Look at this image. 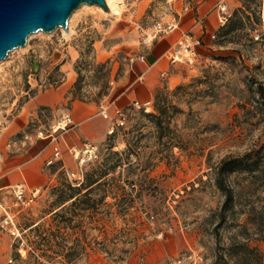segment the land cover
I'll use <instances>...</instances> for the list:
<instances>
[{
    "label": "rangeland",
    "instance_id": "rangeland-1",
    "mask_svg": "<svg viewBox=\"0 0 264 264\" xmlns=\"http://www.w3.org/2000/svg\"><path fill=\"white\" fill-rule=\"evenodd\" d=\"M194 1L84 2L69 29L33 31L0 60V132L25 117L12 137L54 140L53 151L65 128L39 129L88 118L67 164L46 161L44 186L25 184L23 199L19 183L0 187V264H264L261 0L227 9L195 55L173 59L192 39L179 36L148 109L116 100ZM86 141L98 155L81 165Z\"/></svg>",
    "mask_w": 264,
    "mask_h": 264
},
{
    "label": "crops",
    "instance_id": "crops-1",
    "mask_svg": "<svg viewBox=\"0 0 264 264\" xmlns=\"http://www.w3.org/2000/svg\"><path fill=\"white\" fill-rule=\"evenodd\" d=\"M221 4H225L227 9L232 11L240 4V0H195L194 5L179 17L177 28L165 36L164 41L154 46L145 61L137 63L133 69L136 78L131 80L116 100L119 101L121 98V104L126 105L135 100L151 99L155 87L160 82V72L170 63L165 56L169 55L168 52L173 48L177 38L187 35L193 39L211 40L220 22ZM197 47L200 54L206 48L204 45ZM76 120L75 124L61 129L59 135V142L63 148L62 161L65 165L70 156L66 151V145L78 146L80 139L83 138L82 134L85 136L87 116L82 119L76 117ZM25 121V117L13 120L6 130L0 132V141L3 142L5 139L0 145V187H9L17 183L27 184L31 188L42 187L51 178L46 161L52 155L54 140L39 137L28 141L23 137H12L15 131L23 127Z\"/></svg>",
    "mask_w": 264,
    "mask_h": 264
},
{
    "label": "water",
    "instance_id": "water-1",
    "mask_svg": "<svg viewBox=\"0 0 264 264\" xmlns=\"http://www.w3.org/2000/svg\"><path fill=\"white\" fill-rule=\"evenodd\" d=\"M84 2L109 9L106 0H0V59L24 45L33 31L69 29L71 14Z\"/></svg>",
    "mask_w": 264,
    "mask_h": 264
},
{
    "label": "built area",
    "instance_id": "built-area-1",
    "mask_svg": "<svg viewBox=\"0 0 264 264\" xmlns=\"http://www.w3.org/2000/svg\"><path fill=\"white\" fill-rule=\"evenodd\" d=\"M220 9L222 11V14L220 16V21L222 23H224L227 19L230 13L227 12V7L225 4H221L220 5ZM260 16H261V20L262 23L264 24V0H261V4H260ZM161 24V23H159ZM177 25V23H168L167 28H164V30H172L173 28H175ZM161 26V25H160ZM200 38H196V39H190V41L188 40V38L186 37H181L178 39V45L179 48L175 49L173 51L172 57L173 59L178 58V56H180L183 51H186L185 54H193L195 55L197 53L196 51V44L200 42ZM142 60H145V55L142 54L140 57ZM136 103H138L139 105H144L146 107V109L149 108V105L151 104V99H147L144 101H139L136 100ZM117 114L119 115V117L124 118L126 116L125 112L123 109L121 108H117L116 109ZM104 115L107 116L108 112L105 110L104 111ZM61 126L59 128H66L67 125H73L75 124L73 116L71 113H65L63 118L59 121V123ZM58 129L57 127H55L53 129V131L49 132V133H44V129H39L37 131L38 136H49L52 135L54 138H56L57 136L54 135V131ZM62 154H63V150L61 148V146L55 142V144L53 145V151H52V155L51 157H49L47 159V163L51 164L54 163L56 161L62 160ZM98 155V146L91 142V141H86L83 143V145L78 148V151L75 152V156L78 160V162L81 165H84L88 162H90L91 160H94ZM70 171H73L72 168H69ZM16 191H17V195L20 198H24V196H26V186L24 183H19L16 187ZM37 194V189H34L32 191V195L35 196Z\"/></svg>",
    "mask_w": 264,
    "mask_h": 264
},
{
    "label": "bare ground",
    "instance_id": "bare-ground-1",
    "mask_svg": "<svg viewBox=\"0 0 264 264\" xmlns=\"http://www.w3.org/2000/svg\"><path fill=\"white\" fill-rule=\"evenodd\" d=\"M108 3V6L111 10L119 12L120 8L118 5V0H106ZM103 8V7H102ZM1 60V59H0ZM61 125L57 124L56 127L59 128Z\"/></svg>",
    "mask_w": 264,
    "mask_h": 264
},
{
    "label": "trees",
    "instance_id": "trees-1",
    "mask_svg": "<svg viewBox=\"0 0 264 264\" xmlns=\"http://www.w3.org/2000/svg\"><path fill=\"white\" fill-rule=\"evenodd\" d=\"M245 163L247 164V163H248V161H245ZM219 173H220L221 175H223V176H224V173H223V171H222V168H220V170H219ZM230 195H231V193H230Z\"/></svg>",
    "mask_w": 264,
    "mask_h": 264
}]
</instances>
